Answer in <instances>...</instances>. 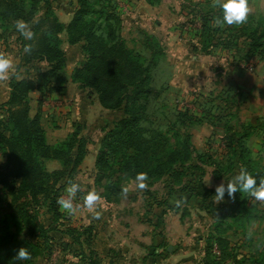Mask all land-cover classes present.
I'll use <instances>...</instances> for the list:
<instances>
[{"label": "rangeland", "instance_id": "1", "mask_svg": "<svg viewBox=\"0 0 264 264\" xmlns=\"http://www.w3.org/2000/svg\"><path fill=\"white\" fill-rule=\"evenodd\" d=\"M88 1L93 10H99L101 5H110V0ZM111 1L115 12L120 16L118 33L126 48L142 55L144 64L150 71V93L144 100L148 120L154 127H161L164 131H178L187 135L194 150L190 164L184 169V175L177 180L166 176L161 183H154L144 189L138 188L137 182L133 180L125 183L123 193L117 196V200L121 201L120 206L124 208L123 223L113 227V237L120 241L119 245L124 242L128 246L127 257L124 256L120 263L203 264L205 245L202 238L209 231L205 228L206 215L201 213L200 217L193 216L190 210H198L199 207V211H202V204L200 200L187 198L185 193L179 195L180 186L192 181L196 185L201 180L204 186L211 187L209 189L213 191L209 200H214V206H222L221 202H215V187L212 186L230 178L242 167L237 165L234 171H223L222 177L220 175L214 179L211 164L221 159L225 161L224 167H227V153L232 151L231 146L237 153L243 154L246 153L242 146L246 148L249 151V167L253 166L251 174L258 178V182L264 179V45L259 49L251 48L240 32L243 27L252 29L257 25L264 26V0H248L250 13L246 23L223 27L214 22V18L219 15V9L213 7V0ZM77 5V0H54L53 13L62 23H68ZM203 24L205 28L202 27ZM209 28L214 31H209ZM63 37L66 38L65 33ZM10 44L12 50L19 51L18 46L11 40ZM177 54H183L186 58L195 56L204 65L202 76H197L191 88L182 93L176 90L178 83L173 76L175 72L172 71V67L181 62L170 60L180 56ZM66 58V71L71 77L74 69L83 60V55L77 46L66 47ZM41 68L43 66L24 67L20 78H31L34 69ZM83 89L88 100L94 102L90 119L95 116L97 119L93 120V126L82 132L86 135L82 137L87 140V153L95 156L101 150L103 136L120 114L102 108L97 94L86 87ZM61 103V99L48 97L44 104L51 109L62 108ZM65 120L49 121H53L46 126L51 131L48 134L50 139L61 137L51 134L53 135L52 132L57 126L66 128L68 123ZM198 153H208L211 157L201 160ZM96 158L97 155L93 160L84 158L80 164L82 167L77 168L79 172H75L71 179L65 181V186L60 190L59 198H66V187L70 181L81 185L82 191L77 193L73 201L79 208L75 215L66 213L56 202V211L61 214V218L54 220L53 212L48 211L49 204L40 202L37 217L42 225L53 228L50 232L52 243H44L41 238L28 236V226L22 227L16 218L17 210L14 207H5L11 196L5 187H0V241H9L8 247L11 251V256L8 257L5 250L0 249V264H85L83 257L89 254L87 244L84 243L80 248L71 238L61 235V231L67 228H75L76 232L82 233L84 225L92 228L91 250L96 253V259L101 264H110V202L102 198L98 201L97 210L101 213L99 219H94L83 206V198L88 191L94 190L102 196L103 188L108 183L106 179L99 181L96 178ZM2 162L3 157L0 154V164ZM41 162L48 171L60 168L57 161L41 159ZM209 176L210 181L207 183ZM172 180L173 191H170L168 185L172 184ZM244 194L246 200L240 205L244 215L240 219L226 220L227 225L221 227V235L228 241L229 249L233 250L230 252L228 249V252L237 260H241L243 264H264V201ZM167 196L174 207H177L178 198H182L183 202L175 212L179 219L172 215L168 219L164 218L165 220H156L152 210ZM145 208L147 214L143 222ZM36 209L37 206L30 203L29 212L32 215ZM214 215L216 214H212V217ZM118 234L119 237L116 236ZM81 237L86 238L87 235L82 234ZM143 244H147L146 248H143ZM61 245L66 246V249ZM24 246H29L31 258L18 261L14 257ZM211 254L214 258L219 256L216 244L212 245ZM225 262L233 264L231 259Z\"/></svg>", "mask_w": 264, "mask_h": 264}, {"label": "trees", "instance_id": "2", "mask_svg": "<svg viewBox=\"0 0 264 264\" xmlns=\"http://www.w3.org/2000/svg\"><path fill=\"white\" fill-rule=\"evenodd\" d=\"M53 1L0 0V42L14 37L19 49L20 67L34 68L36 63L44 64L43 68L34 69L31 78H11L7 101L0 105V154L3 157L0 187H5L11 196L5 207H14L21 226H28V236L41 238L44 243H52L50 232L53 228L40 223L37 217L40 202L49 204L48 211L53 212L54 220L61 218L55 207L60 190L65 186V181L77 172L87 155V140L81 135L80 124L64 141L49 145L38 117L31 118L29 115L30 92L38 91L41 97L64 92L63 73L67 64L66 52L62 48L64 33L66 43L77 46L83 55V60L70 77L71 81L82 89L86 87L96 93L102 108L120 114L103 136L96 158V178L108 182L100 198L110 203L119 202L117 196L123 193L125 183L136 181L137 173L141 172L148 177L144 182L147 186L163 181L166 176L177 180L184 175L194 151L187 135L178 131H164L148 120L144 100L150 93V71L142 55L126 48L118 33L120 16L115 12L112 1L110 5H101L99 10H93L88 0H77V8L68 23H62L53 13ZM17 19L31 24L35 34L31 41L25 40L16 31L14 25ZM202 27L205 28V24ZM209 31L214 30L209 28ZM240 32L251 48L259 49L264 45V26L257 25L252 29L243 27ZM26 46L31 48L30 52L24 51ZM231 149L227 153V167H224L225 161L221 159L212 162L211 174L214 179L219 178L223 171H234L237 165L253 173V166L249 167L250 159L247 158L249 151L243 146L246 154L237 153L233 146ZM197 156L201 160L211 157L208 153H198ZM41 159L57 161L60 168L48 171ZM174 180L168 185L171 191ZM187 183L180 186L179 195L185 193L187 198L200 200L202 209L216 214L212 217L209 231L202 238L205 245L203 264H225L230 259L233 264H243L230 254L233 250L229 249L228 241L221 235V227L227 225L226 220L242 218L244 214L240 205L246 200L245 194L237 192L228 206H214L209 200L213 191L204 186L201 180L196 185L194 181ZM30 203L37 206L33 215L29 212ZM184 211L187 212L186 209ZM83 227L82 233L76 232L75 228H67L61 231V235L71 238L80 248L87 244L89 254L83 257L85 264H101L91 250L92 228L90 225ZM6 231L7 228L4 233ZM82 234L87 237L82 238ZM8 242L0 241V249H4L10 257ZM213 244L219 248V256L215 258L211 254ZM61 246L63 249L66 247ZM24 248L28 249L29 246ZM110 264L114 263L110 261Z\"/></svg>", "mask_w": 264, "mask_h": 264}, {"label": "crops", "instance_id": "3", "mask_svg": "<svg viewBox=\"0 0 264 264\" xmlns=\"http://www.w3.org/2000/svg\"><path fill=\"white\" fill-rule=\"evenodd\" d=\"M10 40L13 42V44H15L13 41L14 37H12ZM10 40H8L7 42H0V54L9 56L14 61L15 75L11 76L7 80H0V105L4 104L7 101L10 79L13 77L18 78V76H22V71H24V69L20 67L19 51L17 49H14V50L11 49ZM66 47H72V46L67 44L66 40L63 37L62 48L64 49L65 52H66ZM177 55H180V56L172 57L170 58V60L175 59V63L181 62V63H178L176 67L173 66L172 71L175 72L173 73V76L176 77V80L178 83V86H177L178 88L176 90L179 93H182L188 90L189 88H191L197 76H202L203 74L202 69L204 65H202L200 61L196 60L195 56H192L191 58H186L183 56V54H177ZM43 65L44 64H40V63L35 64V66H43ZM67 65L68 64H66V67L63 73V78L65 82L63 93L54 92V93H50L46 97H41V94L38 91H32L30 92L28 96L29 97V115L31 118L38 117L40 124L45 130L46 140L49 145H53L55 143L64 141L69 136V134H71L74 131L77 124H80V126L82 127L81 135L86 136L82 132H84L90 126H93L94 122L97 119L96 116L95 118L93 117V119H90V112H92L94 108V102L88 100V96H86V94L84 93V89L80 88L77 84L71 81L70 74L66 71ZM180 79H182L181 82H180ZM71 90H73L74 93H72ZM48 97H50L51 99H61L63 103V107L55 108L51 106L53 108L50 109L49 105L44 104L46 101V98ZM59 111H61L62 114ZM60 119H66L65 122L68 123V125L66 126V128H60V126H57L56 127L57 129L54 130V132H52L53 135L51 134V136H61V137L50 139L48 137V134L51 133V131L48 130L46 126L51 125L53 121H57ZM94 119L95 121L93 122ZM51 120L53 121L50 123L49 121ZM92 122L93 124H88ZM54 124H56V122H54ZM95 156L91 155V153L88 152L85 157V160H88V159L93 160V157ZM79 167H82V166L80 165ZM79 167L78 169H80ZM77 172H79V170H77ZM161 182L162 181H160V183ZM206 187L211 188L209 186H206ZM212 187H216V184L213 185ZM178 200H180L181 203L183 202L181 197H179ZM120 202L121 201H119L118 203H110V229H112V231H110V261L113 262L114 264H121L120 261L123 259L124 256L127 257L126 254H128V248H127L128 246H126L124 242L121 243V245H119L120 241H117L116 238H114L115 236L113 234V227L115 226V224L120 225L121 223H123V219H124V217H122V215L124 214V208L120 206ZM159 202L160 203L158 204V206H156L154 210H152V212H154L155 214L154 218L156 220L157 219L161 220V218L168 219L172 215L176 216L179 219V216L175 214V212H177L178 209L176 208L173 209L174 204H171L170 199H168V196L161 199V201ZM230 204H231V198H229L227 194H225V198L223 201H221V205L228 206ZM199 210L200 209L198 207V210H190V211L193 214V216H199V217L201 213L202 214L204 213V215H206L204 216L206 219L205 228L209 229V227H211L212 222H213L211 221V219H213L212 214H209L204 209H201L202 211H199ZM149 212H151V210ZM143 214H144L143 222H145V217H146L145 215L147 214L146 208ZM143 227L145 228V225ZM116 236L119 237L120 234ZM154 240H156V238ZM146 246L147 244H143V248H146ZM123 263H126V262H123Z\"/></svg>", "mask_w": 264, "mask_h": 264}, {"label": "clouds", "instance_id": "4", "mask_svg": "<svg viewBox=\"0 0 264 264\" xmlns=\"http://www.w3.org/2000/svg\"><path fill=\"white\" fill-rule=\"evenodd\" d=\"M213 7L219 9V15L214 18L217 26H233L241 25L247 22L250 13L248 0H213ZM38 22V21H34ZM16 31L25 39L31 41L34 38L31 24L23 19L15 21ZM25 52H30L31 48L26 46ZM15 75L14 61L4 54H0V80H7ZM137 187L144 189L147 185L144 183L148 177L145 173H137L136 177ZM210 181L208 177L207 183ZM206 183V184H207ZM82 191L81 185L75 182H69L66 187V198L60 197L57 200L59 207L69 215H75L79 208L74 205L73 201L78 192ZM127 192V189H125ZM237 192H244L252 196L258 201H264V179L257 178L250 174L246 169L241 168L237 173L232 175L227 180L216 185L215 187V202H221L225 198V194L229 198L234 197ZM100 196L97 192L88 191L83 198V206L86 211L92 215L94 219H99L101 213L98 209V201ZM181 201H176V206H180ZM18 261H27L31 258V254L27 248L21 247L15 257Z\"/></svg>", "mask_w": 264, "mask_h": 264}, {"label": "water", "instance_id": "5", "mask_svg": "<svg viewBox=\"0 0 264 264\" xmlns=\"http://www.w3.org/2000/svg\"><path fill=\"white\" fill-rule=\"evenodd\" d=\"M168 250L170 251V248H168Z\"/></svg>", "mask_w": 264, "mask_h": 264}]
</instances>
